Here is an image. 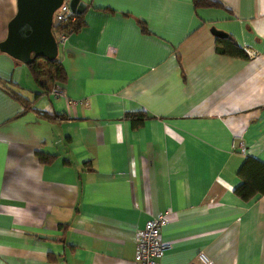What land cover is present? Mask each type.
Wrapping results in <instances>:
<instances>
[{
  "label": "crops",
  "instance_id": "0c3cea01",
  "mask_svg": "<svg viewBox=\"0 0 264 264\" xmlns=\"http://www.w3.org/2000/svg\"><path fill=\"white\" fill-rule=\"evenodd\" d=\"M81 1L59 93L0 52V264H137L134 232L160 214L158 264H262L264 197L233 187L244 156L264 162V0ZM14 11L0 0V40ZM225 36L246 56L217 52Z\"/></svg>",
  "mask_w": 264,
  "mask_h": 264
},
{
  "label": "trees",
  "instance_id": "16d2710c",
  "mask_svg": "<svg viewBox=\"0 0 264 264\" xmlns=\"http://www.w3.org/2000/svg\"><path fill=\"white\" fill-rule=\"evenodd\" d=\"M195 7L218 5L215 0H192ZM83 10L75 14V20L70 23L59 25L58 28L65 33L76 31L82 25ZM140 28L144 30V26L139 21ZM53 37L55 36V28L51 29ZM215 50L221 54L237 57H245L244 51L237 46V44L229 37L215 38ZM13 59V58H12ZM15 62L17 60L13 59ZM32 76L33 81L41 89L40 94L49 93L50 88L56 81H64V71L59 59L55 56L53 59H33L29 63L24 64ZM9 95L14 98L21 105V112L31 110L38 118L48 122H60L67 119L65 114H57L55 112H47L45 110H38L31 106V102L16 91L8 90ZM36 95V94H35ZM123 117L128 118L133 127L138 126L141 121L147 116L140 111L125 112ZM37 159L43 163H49L54 155H49L40 151L36 152ZM239 179L238 183L233 187V193L241 200L247 201L255 194L264 197V162L257 160L251 156H244L235 172ZM264 264V258L263 262Z\"/></svg>",
  "mask_w": 264,
  "mask_h": 264
},
{
  "label": "water",
  "instance_id": "95a60500",
  "mask_svg": "<svg viewBox=\"0 0 264 264\" xmlns=\"http://www.w3.org/2000/svg\"><path fill=\"white\" fill-rule=\"evenodd\" d=\"M62 0H15V11L6 22L5 36L0 40V52L22 64L33 59L50 60L56 56V42L51 33L53 10ZM78 14L85 5L81 0H66ZM217 37L225 34L214 27L209 29Z\"/></svg>",
  "mask_w": 264,
  "mask_h": 264
},
{
  "label": "built area",
  "instance_id": "2783aa9c",
  "mask_svg": "<svg viewBox=\"0 0 264 264\" xmlns=\"http://www.w3.org/2000/svg\"><path fill=\"white\" fill-rule=\"evenodd\" d=\"M75 13L70 9L66 0L53 10L51 18L50 30L55 28L54 40L56 44L62 43L67 36V33L58 28L59 25L73 22ZM50 92L57 94L59 89L56 84L50 88ZM238 152H243V144L239 142L236 146ZM165 223V217L160 214L147 219L143 227L136 230L133 235L134 242V262L137 264H158V259L165 249L168 248V243L160 238V228ZM195 259L201 264H207L208 258L199 251L196 253ZM189 264H195L190 261Z\"/></svg>",
  "mask_w": 264,
  "mask_h": 264
}]
</instances>
